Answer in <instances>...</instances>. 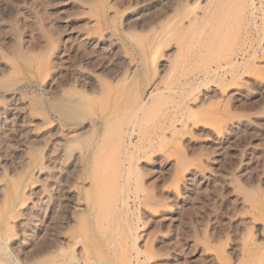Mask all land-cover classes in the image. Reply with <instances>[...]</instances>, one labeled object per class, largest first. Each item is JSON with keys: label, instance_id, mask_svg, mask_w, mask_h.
<instances>
[{"label": "rangeland", "instance_id": "obj_1", "mask_svg": "<svg viewBox=\"0 0 264 264\" xmlns=\"http://www.w3.org/2000/svg\"><path fill=\"white\" fill-rule=\"evenodd\" d=\"M263 21L264 0H0V264H264ZM91 209L117 211L110 248Z\"/></svg>", "mask_w": 264, "mask_h": 264}, {"label": "bare ground", "instance_id": "obj_2", "mask_svg": "<svg viewBox=\"0 0 264 264\" xmlns=\"http://www.w3.org/2000/svg\"><path fill=\"white\" fill-rule=\"evenodd\" d=\"M230 2V1H229ZM228 3V2H227ZM232 4H233V2H231ZM208 4V3H207ZM204 6V5H203ZM235 6V5H234ZM233 6V7H234ZM231 7V6H230ZM254 7V6H253ZM253 7H252V4H251V2H250V4H249V7H248V12L250 13V11L252 12V9H253ZM202 9V8H201ZM203 9H205V7L203 8ZM207 9V8H206ZM205 9V10H206ZM226 10H227V6H226V8H225ZM232 9V8H231ZM243 9V8H242ZM257 9V8H256ZM261 10V9H260ZM207 11V10H206ZM231 11V10H230ZM229 11V12H230ZM238 11H242V10H238ZM245 11V12H244ZM243 12L244 13H246L247 11L246 10H243ZM195 13V12H194ZM231 13V12H230ZM241 13V12H240ZM249 13H246V14H248L247 16H249ZM224 14H225V12H224ZM251 14V13H250ZM230 15V14H229ZM229 15H227L228 17H229ZM241 15H242V13H241ZM198 16V15H197ZM226 16V15H225ZM239 16V15H238ZM193 17V16H192ZM201 17V16H200ZM216 17V16H215ZM233 17V16H232ZM240 17V16H239ZM242 17V16H241ZM223 19H224V17H223ZM227 19V18H226ZM233 19H234V17H233ZM231 20V21H234V20ZM236 19V18H235ZM263 19V18H262ZM188 20H190L189 18H188ZM205 20V19H204ZM194 21V20H193ZM222 21V20H221ZM228 20H225V23L227 22ZM196 22V21H195ZM222 22H224V21H222ZM230 22V21H229ZM262 22V21H261ZM264 22V21H263ZM183 23V22H182ZM185 23V22H184ZM228 24V23H227ZM219 25H221V24H219ZM231 25V24H230ZM263 25V24H262ZM184 26H185V24H184ZM222 26H224V24H222ZM210 27V26H209ZM213 27V26H212ZM211 27V28H212ZM218 25H217V29L216 30H218ZM221 27V26H220ZM224 27H226V26H224ZM214 29H215V27H214ZM220 29V28H219ZM225 29V28H224ZM57 30V29H56ZM215 30V31H216ZM41 31V30H40ZM50 31V30H49ZM54 31V30H53ZM180 31H182V30H180ZM262 31V30H261ZM201 32H202V30H201ZM214 32V31H213ZM200 33V32H199ZM215 33H217V31L215 32ZM215 33H213V34H215ZM218 33H220V32H218ZM222 33V32H221ZM50 35V34H49ZM48 35V36H49ZM216 35V34H215ZM219 35V34H218ZM51 36V35H50ZM49 36V37H50ZM53 37H54V35H53ZM212 37H214V36H212ZM217 36H215V38H216ZM174 39V38H173ZM214 39V38H213ZM54 42H55V40H53ZM196 41V40H195ZM260 41H262V40H260ZM208 42H209V40H208ZM207 42V43H208ZM205 44V43H204ZM212 44V43H211ZM210 44V45H211ZM258 44V43H257ZM260 44V43H259ZM55 45V44H54ZM177 46V45H176ZM208 46V45H207ZM206 46V47H207ZM189 47V46H188ZM211 47V46H210ZM209 47V48H210ZM217 47V46H216ZM176 48V47H175ZM208 48V47H207ZM189 49V48H188ZM264 49V48H263ZM173 50V49H172ZM191 50V49H190ZM208 49H206V51H207ZM220 50V49H219ZM255 50V49H254ZM183 51V50H182ZM198 51V50H197ZM196 51V52H197ZM173 52V51H172ZM43 53H44V51H43ZM46 53V52H45ZM203 53V52H202ZM206 52H204L203 54H205ZM213 53H214V51H213ZM239 53V52H238ZM255 53V52H254ZM166 54V53H165ZM242 54V53H241ZM47 55V54H46ZM179 55H181V54H179ZM183 55V54H182ZM188 55V54H187ZM192 55V54H191ZM243 55V54H242ZM241 55V56H242ZM170 56V55H169ZM168 56V57H169ZM250 56V55H249ZM248 56V57H249ZM198 57V56H197ZM243 58V57H242ZM250 58V57H249ZM181 59V58H180ZM236 59V58H235ZM168 60V59H167ZM39 63H38V67H40V68H44L45 66H46V64H47V58L46 57H41V58H39ZM166 61V60H165ZM174 61V60H173ZM181 61V60H180ZM240 61V60H239ZM238 62V61H237ZM161 63V62H160ZM232 66H233V64H235V62L233 61V62H229ZM243 63V62H242ZM241 63V64H242ZM230 64H229V66H230ZM238 64V63H237ZM237 64H235L236 66H234V67H237L238 65ZM164 65V64H163ZM166 65V64H165ZM225 65V64H224ZM217 66V65H216ZM226 66V65H225ZM172 67V66H171ZM159 68V67H158ZM161 68H163V67H161ZM167 68H168V66H167ZM216 68H218V67H216ZM220 68V67H219ZM232 68V67H231ZM172 69H174V68H172ZM171 69V70H172ZM228 69V68H227ZM207 70V69H206ZM210 70V69H209ZM223 70V69H222ZM213 71L215 72V70L213 69ZM235 72H237V71H235ZM206 73V72H205ZM213 73V72H212ZM234 73V72H233ZM218 74V73H217ZM231 74V73H230ZM157 76V75H156ZM214 77V76H213ZM237 77V76H236ZM239 77H240V75H239ZM159 80V79H158ZM213 80V79H212ZM187 82V81H186ZM205 83V82H204ZM152 85V84H151ZM155 86V85H154ZM201 86V85H200ZM250 86V85H249ZM192 88V87H191ZM186 91V90H185ZM172 92H174V91H172ZM189 92V91H188ZM185 94V93H184ZM153 95V94H152ZM150 96V95H149ZM152 97V96H151ZM155 97V96H154ZM227 98V97H226ZM231 98V97H230ZM151 99V98H150ZM254 99V98H253ZM259 99V98H258ZM224 100V99H223ZM224 102V101H223ZM229 99H227L226 101H225V103H224V106L227 108V106H228V104H229ZM262 103V102H261ZM260 103V104H261ZM219 104V103H218ZM231 104V103H230ZM243 104V103H242ZM241 106V105H240ZM244 109V108H243ZM121 144V143H120ZM129 150V149H128ZM72 162H74V161H72ZM75 164V163H74ZM76 166V165H75ZM71 175V174H70ZM198 180V179H197ZM128 182V181H127ZM122 187V186H121ZM128 188V187H127ZM118 189V188H117ZM121 191V190H120ZM118 193H119V191H118ZM250 194V193H249ZM253 194V193H252ZM46 195V194H45ZM117 196V195H116ZM46 197V196H45ZM44 197V198H45ZM47 199V198H46ZM93 204V203H92ZM123 204V203H122ZM128 207V206H127ZM118 208V207H117ZM120 208H122V207H120ZM89 209V208H88ZM114 210V209H113ZM91 211H92V215H93V221H94V227L96 228L95 229V231L97 232V233H99V235L101 236V240H102V244H105L104 246H108L109 248L112 246V245H114V243L113 242H111V241H113V240H111L110 241V238L112 237L110 234H109V232H108V227H109V223L111 222V220L113 219V217H115V215H116V213H117V211L116 210H114L112 213H109V211H111V210H109V211H106L107 213L105 214L104 212V214H101V212L100 213H97L96 212V209H94V210H92L91 209ZM90 211V212H91ZM102 211V210H101ZM121 216V215H120ZM18 217V216H17ZM91 217V216H90ZM112 225V224H111ZM127 226V225H126ZM249 227V226H248ZM137 228H138V226H137ZM136 228V229H137ZM110 229V228H109ZM135 229V230H136ZM249 230V229H248ZM127 231H128V229H127ZM111 232V231H110ZM136 232V231H135ZM129 233V232H128ZM131 234V233H130ZM134 235V234H133ZM132 235V236H133ZM131 236V235H130ZM136 237V236H135ZM135 237H133V238H135ZM133 238H131V239H133ZM125 240H127V238L125 239ZM6 242V241H5ZM118 242V241H117ZM131 242V241H130ZM131 247L132 248H134V250H133V252L134 253H136V255L135 256H138L137 254H139V251H138V249H137V247H136V240L134 239L133 241H132V245H131ZM253 248V247H252ZM257 248V247H256ZM259 248H260V245H259ZM258 249V248H257ZM241 250V249H240ZM4 251V250H3ZM55 251V250H54ZM242 251V250H241ZM2 252V251H1ZM5 253H7V252H5ZM48 253H49V251H48ZM131 254V253H130ZM40 256H42V254L40 255ZM40 256H38V257H40ZM44 256H46V253H45V255ZM236 256H238V255H236ZM240 256V255H239ZM252 256V255H251ZM259 257V256H258ZM257 258V257H256ZM38 259V258H37ZM50 259H51V257H50ZM49 259V260H50ZM134 259H136L135 257H134ZM237 259V258H236ZM1 260V259H0ZM32 260H33V258H32ZM41 260V259H40ZM46 260V259H45ZM36 261H38V260H36ZM35 261V262H36ZM43 261V260H42ZM48 261V260H47ZM135 261V260H134ZM138 262V261H137ZM3 264V263H2ZM12 264V263H11ZM34 264H42V262H40L39 261V263H34ZM44 264V263H43ZM92 264V263H91ZM131 264H133V263H131ZM135 264V263H134ZM258 264V263H257Z\"/></svg>", "mask_w": 264, "mask_h": 264}]
</instances>
